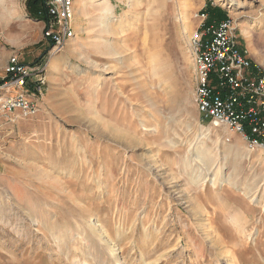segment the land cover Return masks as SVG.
<instances>
[{"label":"rangeland","instance_id":"374dc122","mask_svg":"<svg viewBox=\"0 0 264 264\" xmlns=\"http://www.w3.org/2000/svg\"><path fill=\"white\" fill-rule=\"evenodd\" d=\"M27 1L0 0V86L13 56L46 83L0 106V264H264V151L202 118L192 45L211 3L264 68V0H75L57 53Z\"/></svg>","mask_w":264,"mask_h":264},{"label":"built area","instance_id":"2783aa9c","mask_svg":"<svg viewBox=\"0 0 264 264\" xmlns=\"http://www.w3.org/2000/svg\"><path fill=\"white\" fill-rule=\"evenodd\" d=\"M43 2V35L52 44V52L57 53L75 35L76 1ZM192 45L194 99L202 118L239 134L248 150L264 151V68L237 39L231 16L208 22V14L203 11ZM45 71L43 64H25L17 56L11 57L7 79L0 86V106L32 115L36 111L34 97L46 83Z\"/></svg>","mask_w":264,"mask_h":264},{"label":"trees","instance_id":"16d2710c","mask_svg":"<svg viewBox=\"0 0 264 264\" xmlns=\"http://www.w3.org/2000/svg\"><path fill=\"white\" fill-rule=\"evenodd\" d=\"M27 6L32 17L37 18L39 20H43L45 18V8L43 0H28ZM204 12L208 14V22L218 21L226 17V12L223 11L221 7L217 6L216 8H212L210 4H207L206 9H204ZM40 13H42L43 16ZM1 82L2 81H0V83Z\"/></svg>","mask_w":264,"mask_h":264},{"label":"bare ground","instance_id":"6f19581e","mask_svg":"<svg viewBox=\"0 0 264 264\" xmlns=\"http://www.w3.org/2000/svg\"><path fill=\"white\" fill-rule=\"evenodd\" d=\"M135 1V0H134ZM217 1H225V0H217ZM227 3L233 4V0H227ZM98 10H100L102 12V15L104 17V22L110 21L111 18H114L116 16V12L115 9L112 8L109 3L108 0H104L102 2L99 3L98 5ZM108 25V23H107ZM105 24V28L107 29L108 26ZM245 37L247 38V40L249 41V47L252 51V46H251V32L249 29H246L244 31ZM256 49V48H255ZM257 51V50H256ZM65 243V242H64ZM71 243V242H70ZM68 243V244H70Z\"/></svg>","mask_w":264,"mask_h":264},{"label":"crops","instance_id":"0c3cea01","mask_svg":"<svg viewBox=\"0 0 264 264\" xmlns=\"http://www.w3.org/2000/svg\"><path fill=\"white\" fill-rule=\"evenodd\" d=\"M206 6H207V4L205 5V9H206ZM210 6L212 7V8H216L217 6H213L211 3H210ZM223 11H225V10H223ZM226 12V11H225ZM222 15H223V13H222ZM225 18H227V12H226V17ZM225 18H222V19H225ZM222 19H220V20H222ZM220 20H218V21H220ZM262 61V63L264 64V59L263 60H261Z\"/></svg>","mask_w":264,"mask_h":264}]
</instances>
